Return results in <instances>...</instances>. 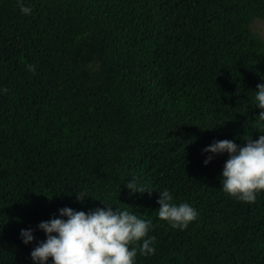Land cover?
<instances>
[{
  "label": "trees",
  "instance_id": "obj_1",
  "mask_svg": "<svg viewBox=\"0 0 264 264\" xmlns=\"http://www.w3.org/2000/svg\"><path fill=\"white\" fill-rule=\"evenodd\" d=\"M256 18L264 0H0V264H264Z\"/></svg>",
  "mask_w": 264,
  "mask_h": 264
},
{
  "label": "rangeland",
  "instance_id": "obj_2",
  "mask_svg": "<svg viewBox=\"0 0 264 264\" xmlns=\"http://www.w3.org/2000/svg\"><path fill=\"white\" fill-rule=\"evenodd\" d=\"M249 30L254 38H257L264 43V19H254L249 25ZM89 45L92 46L95 52L87 55L84 74L88 78V80L96 82L100 86H102L104 84V81L106 80V72L102 67L100 56L96 53L97 47L92 44ZM259 100L262 106H264V91L260 93Z\"/></svg>",
  "mask_w": 264,
  "mask_h": 264
}]
</instances>
